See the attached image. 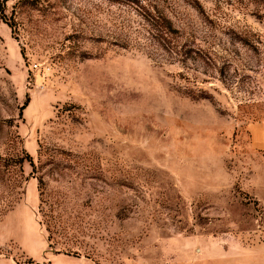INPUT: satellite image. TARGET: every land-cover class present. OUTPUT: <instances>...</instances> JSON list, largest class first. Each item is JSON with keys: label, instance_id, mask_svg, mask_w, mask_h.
Returning a JSON list of instances; mask_svg holds the SVG:
<instances>
[{"label": "rangeland", "instance_id": "obj_1", "mask_svg": "<svg viewBox=\"0 0 264 264\" xmlns=\"http://www.w3.org/2000/svg\"><path fill=\"white\" fill-rule=\"evenodd\" d=\"M263 245L264 0H0V264Z\"/></svg>", "mask_w": 264, "mask_h": 264}, {"label": "trees", "instance_id": "obj_2", "mask_svg": "<svg viewBox=\"0 0 264 264\" xmlns=\"http://www.w3.org/2000/svg\"><path fill=\"white\" fill-rule=\"evenodd\" d=\"M110 1H119V2L129 3V4H138V0H110ZM147 14L148 13H146V15ZM155 19H152V17H145V20L148 22L150 29L152 31H155L154 36L156 39H158L159 37H162L165 34L174 32V29L172 28V24L168 19L164 17H158ZM158 34H161L162 36H159Z\"/></svg>", "mask_w": 264, "mask_h": 264}, {"label": "crops", "instance_id": "obj_3", "mask_svg": "<svg viewBox=\"0 0 264 264\" xmlns=\"http://www.w3.org/2000/svg\"><path fill=\"white\" fill-rule=\"evenodd\" d=\"M263 248H264V245H263ZM252 256L253 255H247V256H245L244 264H255V261L253 260V257Z\"/></svg>", "mask_w": 264, "mask_h": 264}]
</instances>
